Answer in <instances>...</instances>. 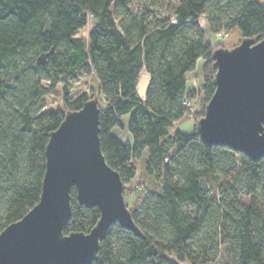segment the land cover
Masks as SVG:
<instances>
[{"label":"trees","instance_id":"1","mask_svg":"<svg viewBox=\"0 0 264 264\" xmlns=\"http://www.w3.org/2000/svg\"><path fill=\"white\" fill-rule=\"evenodd\" d=\"M135 1L0 0V233L38 204L51 133L98 97L108 165L127 184L147 152L158 186L129 209L143 237L115 223L92 264H264V157L207 146L196 126L171 134L175 123L204 116L185 105L194 98L188 74L202 59L206 102L215 92L212 54L224 46L198 21L260 41L264 0H176L165 14L157 12L160 0L140 8ZM88 16L96 25L87 47L78 33ZM145 71L152 81L143 101L136 86ZM90 76L97 94L74 95L73 85ZM59 88L64 109L44 111V98ZM124 118L129 142L113 134ZM71 204L65 235L89 233L99 209L80 205L75 188Z\"/></svg>","mask_w":264,"mask_h":264},{"label":"water","instance_id":"2","mask_svg":"<svg viewBox=\"0 0 264 264\" xmlns=\"http://www.w3.org/2000/svg\"><path fill=\"white\" fill-rule=\"evenodd\" d=\"M46 22L50 32L51 22ZM212 58L215 92L197 131L207 146L228 147L258 161L264 157V39L243 38L231 49H216ZM151 81L145 71L137 83L143 101ZM100 114V99L91 98L80 110L68 112L51 133L40 200L0 233V264H92L115 223L143 237L126 203L120 173L102 152ZM73 188L80 205L100 211L89 233H64Z\"/></svg>","mask_w":264,"mask_h":264},{"label":"rangeland","instance_id":"3","mask_svg":"<svg viewBox=\"0 0 264 264\" xmlns=\"http://www.w3.org/2000/svg\"><path fill=\"white\" fill-rule=\"evenodd\" d=\"M161 5L157 7V12L160 14H165L166 10L173 6L176 3V0H160ZM148 3L146 0H137L133 3L134 8H140L142 3ZM96 25V21L91 17L88 16V24L85 27L84 30L79 31L78 36L83 37L86 43V46H89L90 40L89 35L93 28ZM198 25L201 31H203L210 42L212 43H223L224 48H233L241 43V38L239 37V33L232 34V32L228 33V36L225 37L223 40L222 38L217 41L214 38L213 32H211L208 22L205 17L200 19L198 21ZM205 64V61L202 59L198 62L197 69L188 74L187 81H188V90L194 91L192 96L194 98L192 99V106L190 107L193 111H200L201 114L205 112L206 105L208 102H206V96L205 91L203 88V66ZM72 93L74 95L78 93H86L88 96L92 97L93 95L97 94V81L93 76L85 77L81 79L79 82L75 83L73 85ZM44 103V111L50 112V111H56L59 108L64 109V105L62 102V90L59 88L53 95L47 96L43 100ZM101 105V100H100ZM199 114V115H201ZM199 117V116H197ZM197 118L195 116L190 117L187 119H184L181 122L175 123L174 127L171 130V134H173L177 130H181L184 133H192L194 130V127L196 126ZM123 125L124 127L122 129H115L113 134L120 138L124 142H129L131 139V136L129 132L127 131V119H123ZM148 161V153H144L142 157L135 161L136 165L138 167V175L137 177L130 181L129 183L125 184V199L126 203L129 207V209H132L135 207L137 202L141 200L144 193L148 189H155L157 188V182L155 181L154 177H151L147 174L146 171V164Z\"/></svg>","mask_w":264,"mask_h":264},{"label":"built area","instance_id":"4","mask_svg":"<svg viewBox=\"0 0 264 264\" xmlns=\"http://www.w3.org/2000/svg\"><path fill=\"white\" fill-rule=\"evenodd\" d=\"M213 36H214V38H215L217 41H219L221 38H222V40H223L225 37H227V36H228V33L225 32V31H221V32H217V33H215ZM185 105H186L187 107H191V106H192V102L186 100V101H185Z\"/></svg>","mask_w":264,"mask_h":264}]
</instances>
